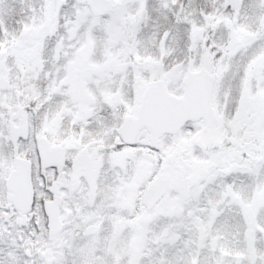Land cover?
Segmentation results:
<instances>
[{
	"label": "snow or ice",
	"instance_id": "snow-or-ice-1",
	"mask_svg": "<svg viewBox=\"0 0 264 264\" xmlns=\"http://www.w3.org/2000/svg\"><path fill=\"white\" fill-rule=\"evenodd\" d=\"M0 264H264V0H0Z\"/></svg>",
	"mask_w": 264,
	"mask_h": 264
}]
</instances>
